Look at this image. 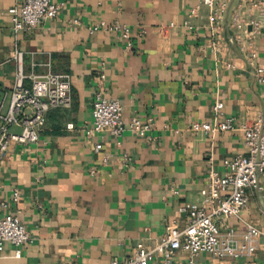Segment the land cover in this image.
Listing matches in <instances>:
<instances>
[{
    "label": "crops",
    "instance_id": "obj_1",
    "mask_svg": "<svg viewBox=\"0 0 264 264\" xmlns=\"http://www.w3.org/2000/svg\"><path fill=\"white\" fill-rule=\"evenodd\" d=\"M58 1L59 17L16 33L8 10L21 0H0V88L13 86L19 49L26 74H70L73 95L71 106L48 112L37 142L9 147L0 199L11 201L20 188L22 197L9 210L32 239L19 256L6 243L0 264H111L133 256L141 242L152 248L168 224L186 226L185 205L204 203L211 166L225 173V160L248 154L245 129L264 116V83L257 74L264 69V18L259 26H230L233 14L248 21L261 17L249 0L231 1L220 38L208 26V7L189 14L199 0ZM116 20L131 27L132 49L116 31H89ZM99 91L123 106L127 127L121 136L87 133ZM218 100L234 127L192 130L194 122H216ZM134 116L153 118L146 136L130 129ZM215 219L224 232L240 233L247 223L264 227V188L250 190L240 215ZM195 263L264 264V236L252 255L201 252ZM173 264H188L186 252L179 250Z\"/></svg>",
    "mask_w": 264,
    "mask_h": 264
},
{
    "label": "built area",
    "instance_id": "obj_2",
    "mask_svg": "<svg viewBox=\"0 0 264 264\" xmlns=\"http://www.w3.org/2000/svg\"><path fill=\"white\" fill-rule=\"evenodd\" d=\"M232 0H199L189 14L196 15L206 6L209 9L208 26L213 36L220 38L221 29L230 11ZM251 8L258 9L261 17L246 20L244 16L233 14L230 26L241 29L245 25L259 26L264 18V0H249ZM63 2L58 0H21L20 4L8 10L13 30L30 32L44 22L60 16ZM78 22V21H77ZM116 31L126 42V48L134 46L131 27L116 20L108 24L102 21L89 28L91 34L102 30ZM142 34V33H141ZM217 47L219 46L216 44ZM216 47V46H215ZM24 52L15 50L18 68L10 89L0 88V168L3 166L13 143L31 144L40 138V133L47 121L50 110L69 107L73 102L71 76L67 73L49 72L28 75L23 66ZM256 57V53H252ZM228 67H235L227 62ZM259 82L264 83V69H257ZM105 77L104 73L100 78ZM31 80L27 85L26 80ZM215 123L194 122L191 129L195 132L227 131L234 127L233 119L226 116L225 102L218 100L214 106ZM154 125L153 118L146 120L134 116L130 129L139 136H146ZM68 127H74L73 123ZM123 106L120 100L104 96L97 92L92 103V121L87 125L89 135L107 132L121 136L126 130ZM245 144L248 154L225 160L228 170L220 172L214 167L208 169L207 189L204 191L203 204H187L182 209L189 214L184 228L173 222L166 226L165 232L154 241L152 248L139 243L134 255L126 261L112 260L111 264H150L155 256H160L156 264H173L176 253L183 250L187 254L188 264H196V257L201 252H209L218 258H238L252 255L258 248L259 238L264 236V227L247 223L245 229L222 231L216 221L217 216L240 215L250 201V190L264 188V116L259 115L255 122L245 129ZM102 143L95 148L99 151ZM178 193V190L175 191ZM22 197L20 188L15 187L11 201L0 199V253L6 243L16 248L19 256L22 246L31 241V234L20 216L10 211V204H17Z\"/></svg>",
    "mask_w": 264,
    "mask_h": 264
}]
</instances>
